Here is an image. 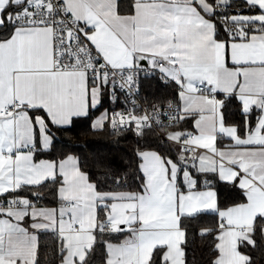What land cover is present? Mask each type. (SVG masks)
<instances>
[{
  "label": "snow or ice",
  "instance_id": "obj_1",
  "mask_svg": "<svg viewBox=\"0 0 264 264\" xmlns=\"http://www.w3.org/2000/svg\"><path fill=\"white\" fill-rule=\"evenodd\" d=\"M205 2L190 32L174 0H0V264L264 254V213L232 220L264 196V55L233 51L264 44V0ZM74 128L103 142L91 156ZM204 143L230 168H206Z\"/></svg>",
  "mask_w": 264,
  "mask_h": 264
},
{
  "label": "crops",
  "instance_id": "obj_2",
  "mask_svg": "<svg viewBox=\"0 0 264 264\" xmlns=\"http://www.w3.org/2000/svg\"><path fill=\"white\" fill-rule=\"evenodd\" d=\"M174 2L180 5L178 9V24L181 29H188L190 32H195L197 29L201 28L203 25H207V21L204 19V16L201 14V11H211V6L209 3H206L205 0H174ZM73 8L79 14V8L76 6V0H73ZM107 19V17H106ZM111 21H116L117 23H123V21H118L114 15L110 17ZM210 35L211 29L210 26H207L204 29ZM103 46L112 54L117 56L121 49L118 47L117 42H114L113 39H104L102 41ZM234 52L242 56H261L264 55V44L255 43L252 45H240L236 46L233 49ZM222 53V49H220ZM196 105L198 107L207 106L206 102L202 97L196 98ZM222 131L221 126L218 122L214 129L208 133V138H212L216 133ZM201 147L207 148L208 151L202 153L204 156L203 164L206 168H217V169H229L230 168V159L234 158V154L227 150L214 149L211 144L204 143ZM258 191V190H257ZM257 212L264 213V196H258L251 204L250 207L244 209L234 210L232 213V220L234 224L245 225L244 231H249L251 227L252 216ZM174 226V224H173ZM241 231L240 227H237L236 233L239 234ZM235 259V257H233Z\"/></svg>",
  "mask_w": 264,
  "mask_h": 264
},
{
  "label": "trees",
  "instance_id": "obj_3",
  "mask_svg": "<svg viewBox=\"0 0 264 264\" xmlns=\"http://www.w3.org/2000/svg\"><path fill=\"white\" fill-rule=\"evenodd\" d=\"M64 139L70 140L74 146L78 145V151L82 157H89L103 143L96 137L83 134L82 129L74 128L70 134H66ZM250 231V230H249ZM259 240V237H257ZM199 247V244L197 245ZM249 255L253 258V264H264V254H261L258 250L249 252Z\"/></svg>",
  "mask_w": 264,
  "mask_h": 264
}]
</instances>
